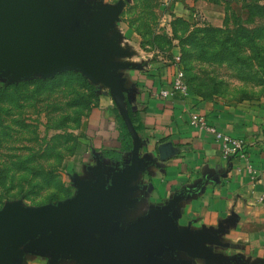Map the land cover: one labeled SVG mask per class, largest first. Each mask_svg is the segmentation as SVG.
Segmentation results:
<instances>
[{
	"label": "crops",
	"instance_id": "0c3cea01",
	"mask_svg": "<svg viewBox=\"0 0 264 264\" xmlns=\"http://www.w3.org/2000/svg\"><path fill=\"white\" fill-rule=\"evenodd\" d=\"M98 0H85L88 6ZM169 12L162 16L163 24L182 18L197 23L203 14L220 26L222 6L214 0H161ZM112 4V0H100ZM169 4V5H168ZM169 8H168V7ZM215 15H214V14ZM106 36L117 37L126 55H113L110 60L129 64L117 74L124 88L125 102L135 119L141 139L138 177L130 182L135 189L128 193L132 204L120 208L117 233L143 217L149 210L160 208L177 199L175 209L161 223L173 220L175 232L189 231L191 235H215L209 244L225 260L235 264H264V97L229 105L207 102L194 94L164 99L162 88H171L179 64L175 60L179 47H173V59L142 60L141 35L120 18ZM116 101L109 88L100 84L98 107L92 111L95 120L92 134L100 147V163L108 174L131 161V149H124L116 113ZM194 113L207 116L218 129L246 140L248 154L255 167V178L244 169L239 170V158L227 159L214 136L191 123ZM167 145L166 158L160 146ZM116 152L108 155L104 152ZM51 256L27 253L16 264H49ZM148 264H215L203 255H191L171 248H149L143 257ZM82 264L63 257L59 264Z\"/></svg>",
	"mask_w": 264,
	"mask_h": 264
},
{
	"label": "rangeland",
	"instance_id": "374dc122",
	"mask_svg": "<svg viewBox=\"0 0 264 264\" xmlns=\"http://www.w3.org/2000/svg\"><path fill=\"white\" fill-rule=\"evenodd\" d=\"M214 1L223 8L219 27L203 14L192 25L163 24L169 9L161 0H128L120 18L141 35L142 60L170 61L179 47L191 94L218 105L263 98L264 0ZM72 25L60 32L69 34ZM99 99L100 81L80 69L49 76L33 70L15 80L9 67L0 69V210L14 202L58 203L79 193L78 179H94L92 169L103 161L92 135ZM75 141L87 149L74 167Z\"/></svg>",
	"mask_w": 264,
	"mask_h": 264
},
{
	"label": "water",
	"instance_id": "95a60500",
	"mask_svg": "<svg viewBox=\"0 0 264 264\" xmlns=\"http://www.w3.org/2000/svg\"><path fill=\"white\" fill-rule=\"evenodd\" d=\"M126 1L94 4L85 0H0V69L9 67L13 79L33 70L46 75L75 68L110 89L119 113L132 138L131 161L108 174L105 166L92 169L94 179H78L81 189L72 198L58 203L24 208L21 202L6 204L0 210V264H16L27 253L49 254V264L70 257L82 264H148L149 248L167 246L203 255L215 264H235L214 252L215 235L189 231L175 232L173 220L164 224L175 209L177 199L148 211L126 229L112 233L120 208L132 201L130 182L141 169V139L128 111L124 88L117 71L129 64L110 60L126 55L117 37L107 32L120 20ZM72 25L69 34L62 26ZM167 145H161L164 159Z\"/></svg>",
	"mask_w": 264,
	"mask_h": 264
},
{
	"label": "built area",
	"instance_id": "2783aa9c",
	"mask_svg": "<svg viewBox=\"0 0 264 264\" xmlns=\"http://www.w3.org/2000/svg\"><path fill=\"white\" fill-rule=\"evenodd\" d=\"M175 60L179 64L177 72L172 81L171 88H162L159 91V96L164 99H171L176 96L187 97L190 95V88L186 82L185 72L180 66V56L177 55ZM191 123L200 130L212 134L216 141L220 144L222 154L227 159L239 158L242 165L239 170H245L252 178H255V167L248 154L247 143L241 137L232 136L220 129L216 125L211 124L207 116L202 113H194L192 115ZM264 201V196L262 197Z\"/></svg>",
	"mask_w": 264,
	"mask_h": 264
},
{
	"label": "trees",
	"instance_id": "16d2710c",
	"mask_svg": "<svg viewBox=\"0 0 264 264\" xmlns=\"http://www.w3.org/2000/svg\"><path fill=\"white\" fill-rule=\"evenodd\" d=\"M176 21L177 22H182L183 24H190L188 21L182 19V18H176ZM192 25V24H191ZM175 30H173V33ZM157 36V35H156ZM156 36H154V38L156 39ZM185 72V71H184ZM185 78H186V82L188 83V80H187V77H186V74H185ZM188 86L190 88V85L188 83ZM191 91V90H190ZM118 116V115H117ZM130 116H131V119L133 121V123L135 124L136 123V119L135 117L130 113ZM118 120H119V123H120V129H121V139H122V144H123V147L124 149H131L132 148V138H131V135L130 133L128 132V129L123 121V119L118 116ZM136 127V126H135ZM137 129V128H136ZM86 149H87V146L81 142H78V141H75L74 144H73V149H72V155L73 157H75V162H74V167L75 165L77 164V162H79L81 159H77L76 157H81L83 154H85L86 152ZM104 154H108V155H119L118 153L116 152H110V151H106L104 152Z\"/></svg>",
	"mask_w": 264,
	"mask_h": 264
}]
</instances>
